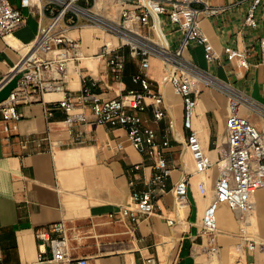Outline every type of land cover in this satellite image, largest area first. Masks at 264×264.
I'll list each match as a JSON object with an SVG mask.
<instances>
[{"label":"crops","instance_id":"obj_1","mask_svg":"<svg viewBox=\"0 0 264 264\" xmlns=\"http://www.w3.org/2000/svg\"><path fill=\"white\" fill-rule=\"evenodd\" d=\"M205 1L222 8L201 22L222 58L208 62L203 48L196 44L185 49V57L264 103L263 12L256 13L257 26H251L246 23L250 0ZM12 2L19 6L20 0ZM113 4L105 10L117 15L120 6ZM23 13L24 21L12 35L0 36V102L8 98L19 77L4 80L5 75L35 39L40 21L48 22L51 16L47 9L41 15L36 4ZM134 27L148 31L138 23ZM70 34L80 40L83 58L69 63L68 89L80 91L84 77L97 81L93 89L104 98L141 89L132 80V75L142 70L140 59L131 55L128 46L119 51L125 61L120 80L100 56L105 45L118 44L117 37L91 26L74 27ZM227 45L248 51L251 67L227 61L223 56ZM148 74L152 87L164 97L166 114L156 121L150 104L141 116L145 124L156 129L159 141L169 140L165 153L172 173L158 196L160 212L147 217L131 216V195L148 188L154 163L130 144L125 129L94 121L70 129L59 109L47 118L45 108L62 99L61 92L33 93L29 103L18 105L22 113L18 120L4 119L0 110V264H53L48 261L49 247L40 260L36 229L57 221L69 227L72 256L86 257L89 264H146L149 259L154 264H264L263 253L249 251L241 242L237 219L225 202L218 207L219 253L203 249L208 239L200 234V224L210 197L202 192L201 184L212 193L218 169L213 166L206 174L194 172L185 145L190 130L184 125L182 97L170 83L163 82L165 67L160 59L151 58ZM242 112L248 115L247 110ZM226 116V96L201 84L193 128L213 159L218 157L217 144L226 142ZM136 164H142L141 169L133 170ZM186 174L190 175L188 201L179 206L172 189ZM256 201L257 230L264 238V188L256 191ZM168 218L175 223L170 224Z\"/></svg>","mask_w":264,"mask_h":264},{"label":"built area","instance_id":"obj_2","mask_svg":"<svg viewBox=\"0 0 264 264\" xmlns=\"http://www.w3.org/2000/svg\"><path fill=\"white\" fill-rule=\"evenodd\" d=\"M45 1L20 0L19 6H16L12 0H0V36L3 38L12 35L23 23V9L36 4L42 11L41 15L46 13V9L51 13L48 22L40 21L35 39L4 77L5 80L19 76L8 98L0 102L4 119H20L22 113L18 105L29 103L33 93L61 92L63 98L45 108L47 118L59 109L70 129L75 124L90 121L125 129L130 144L152 160L155 168L147 183L148 188L133 191L134 207L130 209V214L147 217L159 213L158 196L163 191V183L172 173L165 153L169 140L159 141L156 129L144 123L141 113L151 104L156 121L162 120L166 114L164 97L152 87L148 74L151 58L160 59L165 67L163 82L170 83L184 103V125L190 130L185 145L192 157L194 172L206 174L213 166L218 169L212 193L205 184H201L202 192L210 197L200 224V234L208 239L203 249L214 255L219 253L218 207L225 202L235 214L241 242L247 250L264 254V238L256 230V191L264 188V103L233 83L221 81L184 55L189 45L196 44L203 48L208 62L221 60V53L203 31L201 22L204 18L217 15L222 8L205 0H114L120 6L116 15L93 10L97 0H87L86 6L79 4V0ZM258 11L264 15V0H250L246 16L248 25L257 26ZM136 23L147 26L148 31L138 30L134 27ZM84 26L100 28L119 39L115 46L105 45L100 53L107 60L115 79L120 80L125 69V61L119 52L123 47L128 46L131 55L140 59L142 70L133 74L132 80L141 89L128 90L126 96L130 100L125 95L102 97L93 89L97 81L91 77H84L85 84L78 92L67 88L69 63L83 58L81 42L72 37L70 31ZM261 46L264 48V39ZM223 56L229 62L237 61L242 68L251 67L246 50L227 45ZM203 83L215 85L227 97L226 142L217 144L216 159L204 149L199 131L193 128L198 94ZM242 110H247L248 115ZM253 116L258 120L254 121ZM118 146L123 148L121 143ZM141 167L142 164H136L133 170ZM189 185L190 175L187 174L176 182L172 192L177 205L188 201ZM168 222L174 224L175 219L168 218ZM36 236L40 242L41 261L49 247L51 257L48 261L53 264H89L86 257L72 256L69 227L64 221L36 229ZM146 264L154 262L149 259Z\"/></svg>","mask_w":264,"mask_h":264},{"label":"rangeland","instance_id":"obj_3","mask_svg":"<svg viewBox=\"0 0 264 264\" xmlns=\"http://www.w3.org/2000/svg\"><path fill=\"white\" fill-rule=\"evenodd\" d=\"M91 0H89V2H90ZM78 3L79 4H81V5H84V6H86L87 5V0H79L78 1ZM114 2L112 1V0H97V5L96 6H94L93 7V10H95V11H100V12H104L105 14H107L105 11V7L106 6H108V5H111V8L114 6V4H113ZM104 10V11H103ZM216 77H218L217 75H216ZM221 81H228V80H225V79H222V78H220V77H218ZM229 82V81H228ZM204 84V83H203ZM206 85V84H205ZM207 86H209V87H212L213 89H216V90H218L216 87H214V86H211V85H207ZM224 94V93H223ZM225 96H226V94H224ZM227 98V97H226ZM258 214V213H257ZM257 230V229H256ZM258 231V230H257ZM263 234H264V232H263Z\"/></svg>","mask_w":264,"mask_h":264}]
</instances>
